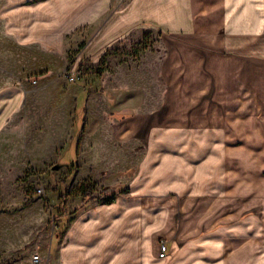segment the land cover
Here are the masks:
<instances>
[{"label":"crops","instance_id":"crops-1","mask_svg":"<svg viewBox=\"0 0 264 264\" xmlns=\"http://www.w3.org/2000/svg\"><path fill=\"white\" fill-rule=\"evenodd\" d=\"M112 5L9 0L1 9L7 36L44 51L66 52L67 36L81 28L95 27L98 44L139 41L150 28L163 36L159 105L125 117V136L148 126L138 169L111 202L76 209L52 264H264V114L237 110L227 70L234 40L264 30V0H129L109 17ZM29 90L0 88V129ZM249 207L255 211L245 218Z\"/></svg>","mask_w":264,"mask_h":264},{"label":"rangeland","instance_id":"rangeland-1","mask_svg":"<svg viewBox=\"0 0 264 264\" xmlns=\"http://www.w3.org/2000/svg\"><path fill=\"white\" fill-rule=\"evenodd\" d=\"M8 1L0 0V88L18 83L31 90L24 93L23 109L0 129V264H52L59 235L76 214L83 179L94 183L92 193L101 201L123 192L138 169L148 126L136 124L125 136V117L159 105L163 36L150 28L139 41L112 36L98 44L90 27L67 36L66 52L19 46L3 30L1 9ZM128 1L113 0L108 16ZM105 22L97 23V31ZM233 45L230 101L241 102L237 110L243 113L264 114V30L239 35ZM80 86L84 91L76 93ZM254 211L244 208L242 216Z\"/></svg>","mask_w":264,"mask_h":264},{"label":"trees","instance_id":"trees-1","mask_svg":"<svg viewBox=\"0 0 264 264\" xmlns=\"http://www.w3.org/2000/svg\"><path fill=\"white\" fill-rule=\"evenodd\" d=\"M82 189L80 191V195H81V198H80V203L78 206H76L74 209L76 211V209L78 207H82V206H85L89 201L91 200H97V196H95L92 191L94 189V183L93 182H90L89 178H85L83 179L82 181ZM64 199H65V196L63 194V196L60 198L59 200V208L61 209L60 210V213L61 215H64L66 214L65 213V210H64ZM114 199V195H109L108 197L106 198H103L101 201L104 202V203H108V202H111L112 200ZM98 201V200H97Z\"/></svg>","mask_w":264,"mask_h":264},{"label":"built area","instance_id":"built-area-1","mask_svg":"<svg viewBox=\"0 0 264 264\" xmlns=\"http://www.w3.org/2000/svg\"><path fill=\"white\" fill-rule=\"evenodd\" d=\"M67 77H68V79H69L70 81H73V80H74V77H73V76H67ZM36 191H37L38 193H41V192H42V190H41L40 187H38ZM166 253H167L166 242L161 240V241L159 242V249H158V253H157V255H158V257L163 258V257H165ZM33 258H34L35 261H38V260H39L37 254H35V255L33 256Z\"/></svg>","mask_w":264,"mask_h":264},{"label":"bare ground","instance_id":"bare-ground-1","mask_svg":"<svg viewBox=\"0 0 264 264\" xmlns=\"http://www.w3.org/2000/svg\"><path fill=\"white\" fill-rule=\"evenodd\" d=\"M248 162V161H247ZM251 165V164H250ZM252 166H254V165H252ZM230 177V176H229Z\"/></svg>","mask_w":264,"mask_h":264}]
</instances>
